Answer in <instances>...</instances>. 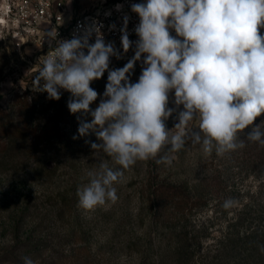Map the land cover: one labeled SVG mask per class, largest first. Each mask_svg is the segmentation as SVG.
Wrapping results in <instances>:
<instances>
[{
	"label": "rangeland",
	"instance_id": "1",
	"mask_svg": "<svg viewBox=\"0 0 264 264\" xmlns=\"http://www.w3.org/2000/svg\"><path fill=\"white\" fill-rule=\"evenodd\" d=\"M259 31L264 35V28ZM134 54L133 47L109 70L123 67ZM38 56L34 44L20 45L0 33V264H24L25 257L33 264H264V164L258 157L264 146L247 139L251 126L238 134L245 147L223 156L215 150L206 156L189 139L180 151L165 148L159 154L157 159L171 158L170 164L138 161L114 185L115 203L86 211L78 206L77 189L89 182L87 173L101 162L119 166L86 143H98L95 134L73 139L80 113L61 121L62 136L47 138L43 131L34 138L53 109L45 95L32 90ZM143 59L130 72L131 83L138 82ZM107 75L90 85L99 94L91 109L103 98ZM16 92H26L29 104L40 98L34 113L19 108ZM168 107H176L174 92ZM181 110L165 122L169 130ZM10 120L19 130L1 128ZM262 121L264 114L254 126ZM197 125L193 121L189 128L198 130ZM161 184H183L207 201L154 219L150 197ZM229 199L235 203L225 208Z\"/></svg>",
	"mask_w": 264,
	"mask_h": 264
},
{
	"label": "clouds",
	"instance_id": "2",
	"mask_svg": "<svg viewBox=\"0 0 264 264\" xmlns=\"http://www.w3.org/2000/svg\"><path fill=\"white\" fill-rule=\"evenodd\" d=\"M121 8L116 5L117 11ZM131 11L140 18L135 27L139 39L123 67L109 70L110 57L120 59L121 54L114 43H105L103 24L93 20L81 34L56 40L32 81V90L46 92L48 99L59 100L61 89L71 93L67 107L80 113L73 139L95 134L99 142L86 143L119 166L101 162L87 173L89 182L77 189L78 206L86 211L115 203L114 185L138 161L170 164L171 158L157 159L159 154L165 148L178 152L189 139L206 156L213 150L223 156L245 147L238 134L251 126L247 139L264 146V121L254 126L264 114V35L259 31L264 0H146L132 4ZM128 19L125 15L120 29L124 53L133 44ZM93 33L96 39L90 43ZM142 56L145 67L138 82L131 83L129 74ZM106 71L103 98L91 109L99 94L90 85ZM173 92L175 108L168 107ZM180 106L178 123L169 130L165 122ZM193 121L198 130L189 128ZM234 203L226 200L224 207ZM24 264L33 261L25 257Z\"/></svg>",
	"mask_w": 264,
	"mask_h": 264
},
{
	"label": "built area",
	"instance_id": "3",
	"mask_svg": "<svg viewBox=\"0 0 264 264\" xmlns=\"http://www.w3.org/2000/svg\"><path fill=\"white\" fill-rule=\"evenodd\" d=\"M134 3L145 2H139V0L113 2L110 0L96 12H76L67 16L64 0H0V33L12 36L20 45L34 44L39 54L40 66H42L43 59L50 54L51 48L55 47L56 40L71 39L74 34L82 33L83 25L91 24L93 20H96L103 24L101 33L105 43H114L115 48L121 54L120 59L115 56L110 57V69L115 63L129 57L131 48H135V42L139 39L135 33V27L139 24L140 18L131 11V5ZM117 4L122 5L119 11L116 10ZM125 15L129 18L127 24L129 39L133 41L127 53L123 52L120 40V29L124 26ZM113 23L116 25L114 30L109 27ZM54 37H56L55 40L50 43L49 38ZM95 39L96 36L93 33L89 42L94 43Z\"/></svg>",
	"mask_w": 264,
	"mask_h": 264
},
{
	"label": "trees",
	"instance_id": "4",
	"mask_svg": "<svg viewBox=\"0 0 264 264\" xmlns=\"http://www.w3.org/2000/svg\"><path fill=\"white\" fill-rule=\"evenodd\" d=\"M26 92L20 94L16 92L15 97L16 100H19L21 105L19 108H25L29 112H35L38 106V101L40 98H35L32 104H29L28 98L25 95ZM45 95V99L47 100V106H52V112L49 114L45 124L43 125V129H40V133H36L34 138H39L42 136L43 131L47 138H55L57 136H62L63 132L61 130L60 123L61 121H66L69 118L70 113L67 103L71 97V93L63 92L61 93V98L59 100H52L47 98L46 92H40L39 96ZM20 109V110H21ZM10 116V115H6ZM4 120V119H3ZM8 120V119H6ZM2 124L1 128L3 130H9L12 132V129L19 130L16 126L12 124V120L7 124L8 126L5 127V121ZM19 127V126H18ZM29 129L26 127L25 130L22 132L23 134L26 133ZM43 136V137H44ZM42 137V138H43ZM258 157L260 162L264 164V148L261 149L258 153ZM213 177L205 178L206 183L208 184ZM209 181V182H208ZM205 183V184H206ZM151 206L153 209V217L154 219H166L174 217L177 211L183 210L188 208L191 210L194 206L198 205L200 202H206V198L199 195L197 197L192 196L188 187L183 186V184H161L158 188L153 190L152 197H150Z\"/></svg>",
	"mask_w": 264,
	"mask_h": 264
},
{
	"label": "crops",
	"instance_id": "5",
	"mask_svg": "<svg viewBox=\"0 0 264 264\" xmlns=\"http://www.w3.org/2000/svg\"><path fill=\"white\" fill-rule=\"evenodd\" d=\"M67 9V16L73 13H87L97 11L98 8L105 6L106 0H64Z\"/></svg>",
	"mask_w": 264,
	"mask_h": 264
}]
</instances>
